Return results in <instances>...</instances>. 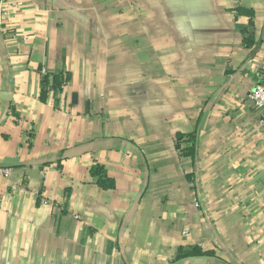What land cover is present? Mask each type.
Segmentation results:
<instances>
[{
    "label": "crops",
    "instance_id": "0c3cea01",
    "mask_svg": "<svg viewBox=\"0 0 264 264\" xmlns=\"http://www.w3.org/2000/svg\"><path fill=\"white\" fill-rule=\"evenodd\" d=\"M258 84L264 0H0V264H264Z\"/></svg>",
    "mask_w": 264,
    "mask_h": 264
},
{
    "label": "built area",
    "instance_id": "2783aa9c",
    "mask_svg": "<svg viewBox=\"0 0 264 264\" xmlns=\"http://www.w3.org/2000/svg\"><path fill=\"white\" fill-rule=\"evenodd\" d=\"M42 75H45V72L42 70ZM249 102L257 109H264V85H256L247 96ZM3 173H6V170H1Z\"/></svg>",
    "mask_w": 264,
    "mask_h": 264
},
{
    "label": "trees",
    "instance_id": "16d2710c",
    "mask_svg": "<svg viewBox=\"0 0 264 264\" xmlns=\"http://www.w3.org/2000/svg\"><path fill=\"white\" fill-rule=\"evenodd\" d=\"M181 139H182V138H181V137H179L177 140H178V141H181ZM191 140H192V139H191ZM94 170H96V169H94ZM95 172H96V171H94V173H95Z\"/></svg>",
    "mask_w": 264,
    "mask_h": 264
},
{
    "label": "water",
    "instance_id": "95a60500",
    "mask_svg": "<svg viewBox=\"0 0 264 264\" xmlns=\"http://www.w3.org/2000/svg\"><path fill=\"white\" fill-rule=\"evenodd\" d=\"M197 136V138H198V135H196Z\"/></svg>",
    "mask_w": 264,
    "mask_h": 264
}]
</instances>
